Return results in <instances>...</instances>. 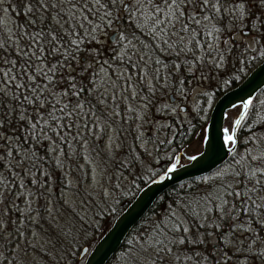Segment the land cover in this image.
Instances as JSON below:
<instances>
[{"label":"trees","instance_id":"16d2710c","mask_svg":"<svg viewBox=\"0 0 264 264\" xmlns=\"http://www.w3.org/2000/svg\"><path fill=\"white\" fill-rule=\"evenodd\" d=\"M242 1L246 5V11L242 17L238 11L235 16L237 19L235 23L238 24L239 22L252 30L254 40L252 48L244 44L242 46L237 45L235 41L229 43V46L222 44V49L220 50L216 48L218 39L221 38L220 36L223 37L224 34L229 33L230 20L226 15H219L220 17L213 19V14L217 9H213L211 2L206 12L199 13L201 18L204 15L210 18H208V24L203 25V20H201L199 25L190 23V29H196L194 33H186L181 30L180 24L176 25L178 35L189 37L180 46L182 48L185 45L187 46L185 51L180 54H177L178 50L176 49L169 50L167 46L161 47L159 41L149 35L143 19L136 20L128 14H123L118 23L122 24L123 27H120L118 34L115 35V41L117 40L116 44L119 49L117 48L113 52L120 50V47L129 52V48L125 47L126 42H120V33L123 32L128 40L133 41L134 49L142 50V46L145 45L154 49L152 60H159L160 63L153 64L151 61L153 71L159 65L161 67L160 70L163 67L165 71L169 68H174L175 61L180 65L179 69L177 67L175 69L185 71V65L190 64L192 62L190 60L196 58L194 53L200 54L203 59L205 55L217 56L218 51L228 56V60L224 61L223 67L219 69L220 76L216 79V83L209 87L210 91L208 94H199L198 110L203 115L198 118L199 112H189L186 121L180 123V125L176 124L177 127L172 132L169 144L177 149L191 140L200 121L203 122L204 120L206 122L209 108L214 99L221 92L235 85L251 67L264 58V8L259 7L258 0ZM27 2L28 0H3V3H0V43L4 45L3 49L0 50V93H2L0 94V113H10V110L14 109V112L10 113V118L7 116L4 118L3 127L0 128V133H2L0 135V163H21L31 170L32 178H37V181L42 180L41 177L43 176L44 182L42 185L37 187L32 183V185L36 186L35 191L41 198L44 196H41L43 193H46L45 195L48 194L45 189L50 183V177L55 184L58 183L64 188L82 195L84 190L81 185L84 180L81 178L82 174L78 161L81 156L83 136L80 133L83 132V129H87V122L84 121L85 110L83 111V108H78L77 106L81 102L84 103L87 99L86 105L92 109L96 108L97 102L94 96L98 95V93L95 95V92L99 82H107V86H110L109 83L112 81L99 80L97 83L95 76H93V74L97 75L98 70H100L97 64H105L104 61L98 60L97 64L92 65L88 76L81 77L79 68L73 72L77 80L81 81L85 86V91L81 93L79 98L71 96V90H69V95L63 98L50 91L47 94L50 100H59L61 105L68 103L69 109L73 112L67 119L61 121L65 125H71L70 129H61L59 134H57V131H53L56 128V124L49 119L47 111L41 108L39 101L36 102L35 106L27 101L22 103L25 93L30 96L33 95L30 91H27L28 74L21 72L24 60L22 56L17 55L16 47L17 44L24 46L27 43L26 40L19 39L17 35L18 32L24 30L20 27L21 25L25 26L29 31L34 30L30 25V19L34 17L24 14V5ZM132 2L135 3V0H132ZM214 2L220 3L221 0H215ZM4 9H7V11H4ZM220 9L222 10V5ZM235 23L230 24L231 28L235 26ZM208 29L213 32V35H208ZM215 29H219V31L217 32ZM209 41L212 43L210 47H207L206 44ZM85 46L90 49H97L102 56L108 50V48L99 45L95 41H91ZM173 50L175 53H172ZM6 53H11V55H6ZM142 53L144 55L143 50ZM109 56H113L112 60L108 59L111 63H116L120 66V69L124 68V74L129 75L135 72V77L137 76V72L130 66V62L137 63L139 61L126 58L123 53L122 55L110 53ZM12 61H16V63L13 65ZM215 67L216 64H213L211 69ZM9 68L13 69L10 77H15L11 84L7 82L8 77L4 76V73ZM213 69L212 73L214 72ZM31 71L32 69L30 68L29 72ZM59 72H63L66 79L68 69H60ZM176 72L172 71V74ZM89 77H92L94 82H89ZM56 79H61L59 73ZM138 79L136 77V80ZM115 80H121V78L116 76ZM226 81L230 82L226 83ZM20 83H24L25 88L17 90L15 85ZM39 83L43 87L45 81L39 80ZM180 83L179 77L174 78L170 84L171 92L177 91ZM64 86L67 85L65 84L62 87ZM56 91H60V88H57ZM17 94L19 99H17ZM106 102L109 105L110 102ZM22 113L24 114L23 119L20 118ZM57 115L65 116L66 113L57 112ZM244 117L238 129L237 137L252 139L253 135H256L257 139L264 142V85L254 95L253 104L250 105ZM130 118L128 116L125 120L132 122ZM110 120L118 131L131 129V125L127 121V124H123L119 119L110 118ZM45 121L48 123L45 124ZM32 123L37 124L35 129L31 127ZM249 144V141H238L234 152L212 171L184 179L165 189L153 201L143 216L131 227L119 247L105 264H133L134 258L139 256L134 249L140 248V237L151 233L158 220L164 219L167 221L170 212H174L178 218L186 221L187 225L191 226V231L194 234L199 235L206 231L213 233L199 247L189 244L185 247L174 248L171 257L172 264H224L221 258L225 253L231 257L228 264H244L243 258L237 253V247L232 245L233 237L237 240H243L245 245H251L250 253L255 252L257 246H259L260 250H264V242L261 239L264 237V214L257 210L250 214H245L241 211L224 215L219 210L221 201L216 199L218 189L228 186L236 190L243 189V181L247 179L251 171H256L257 175L247 184L249 189L253 188L257 180L264 183V175L259 174L261 170H264V163H261L259 158H252L251 152L247 150ZM259 146L257 145V147ZM242 149H244V154L240 151ZM56 151L60 152V158H57ZM66 163H68L70 169L78 170V174L74 175V181L77 182V185L72 182H62L61 178L63 175L60 170ZM166 165L157 163L153 171L147 174L144 173L145 175L142 172H138L134 176L132 183L127 187V197L119 200L118 203H113L112 206L106 209L99 208L96 200L93 203L87 201V214L80 212V208L75 202L73 205L63 202L61 195L57 191L50 192L52 207L46 213L38 210L37 219L33 222L34 230L32 234L28 233L29 230L24 231L23 229L24 232L20 234V225L17 226L16 231L11 230L10 234L1 235L0 233V254H2L0 255V264H80L82 258H78L75 251L81 243H88L87 241L89 240H86L88 237H91L90 241L94 242L139 187L156 174H159ZM23 169L20 168L15 174L19 177L21 176V180L31 177L26 175ZM238 172L242 174L237 175ZM40 173L42 175L39 178ZM11 177L12 175H10ZM252 194L261 196L264 195V191ZM225 199L229 201L228 207L235 203L239 208L242 204L239 198L233 196H226ZM224 211L227 212V208ZM196 213H200L201 217H206L209 224L219 223L221 225L219 231L209 228L207 225L204 228H200L199 224L204 223V220L197 217ZM91 218H96V222H93ZM228 233H231V235H226ZM221 236H223V241H221ZM129 253H131V257ZM177 256H179V259H176ZM139 259L144 261V264H149L147 260H144L143 256H139ZM248 264H264V260L250 259Z\"/></svg>","mask_w":264,"mask_h":264},{"label":"rangeland","instance_id":"374dc122","mask_svg":"<svg viewBox=\"0 0 264 264\" xmlns=\"http://www.w3.org/2000/svg\"><path fill=\"white\" fill-rule=\"evenodd\" d=\"M214 1L210 0L213 9H217L214 13L215 17L226 15L230 20V24L235 23L237 20L235 16L238 13V11H234L235 4L241 1L223 0V2L221 0L220 3ZM228 4L229 6H227ZM221 5L222 10L220 9ZM198 18L203 20V25L209 23L208 19L204 20L199 16ZM230 24L228 26L229 33L224 34L223 37L220 36L216 48L222 49L221 46L225 44L224 41L228 42L225 46H229V43L235 41L237 45L242 46L244 44L252 48L254 45L252 30L239 22L238 24L235 23V26H232L233 28ZM120 27H123V25L114 23L110 28H103L101 34L98 35L100 40L98 44L103 45L108 50L105 51L106 54L103 56L99 53L94 58L88 57L87 61L92 65L97 64L98 60L106 62L104 65L97 64L100 70L97 69L98 74L94 76L97 83L99 80L112 82L109 83L110 86H107V82H99L95 92V95L97 93L98 95L94 96L97 102L96 108L92 109L87 106L85 103L88 101L87 99L83 103V111L85 110L86 113L84 121L87 122V129H83V132L80 133L83 136L81 156L78 161L82 174L81 178L84 180L81 185L84 190L82 195L74 193L58 183L55 184L50 177V183L45 189L48 194L43 193L41 196H44L41 198L35 190L36 186L38 187L44 182L43 176L41 177L43 172L39 175V178L41 177L43 181H37V178H32L31 170L21 163H0V222L4 226L0 228L1 235L10 234L11 230L16 231L18 225L21 227L20 234L27 230H29V234H32L34 230L33 222L37 219L38 210L46 213L52 207L49 193L54 190L61 195L63 202L71 205L75 202L83 214H87V201L93 203L96 200L99 208L106 209L112 206L113 203H118L119 200L127 197V187L132 183L138 172L147 174L153 171L157 163L166 165L175 161L176 156L180 157V163L185 162L188 160V156L201 149L204 120L203 122L200 121L191 140L179 149L170 145L169 140L174 128L177 127L176 124L180 125V123L186 121L189 112H199L198 118L203 115L198 110L199 94H208L209 87L216 83V79L220 76L219 69L223 67L224 61L228 60V56L225 54L223 62L216 59L214 63V58L218 55H212L214 58L211 55H205L203 59L200 54L194 53L196 58L190 60L192 61L190 64L185 65L184 72L175 69L177 64V61H175L174 68L165 71L163 67L164 69L160 70L159 79L153 77L154 71L150 60L148 62L149 74L141 81L139 75H143V72L137 74L138 80H136L135 72H132V79L127 80L126 86L128 74H124V68L120 69L119 65L111 63L110 60L113 56L111 57L109 54L122 55L123 53L124 57L140 62L143 53L142 50L134 49V47L132 51L129 48V52L122 47L117 52H113L115 49H119V46L116 44L117 40L115 42L109 40L108 35L112 31H115V35H117ZM208 30L210 31V29ZM242 30H246V33H242ZM211 43L209 41L206 46L210 47ZM172 53H175V51L173 50ZM101 56L102 58H100ZM213 64H216V67L212 68L214 71L212 73L211 67ZM158 68H161L160 65ZM140 69H144L143 62H140ZM172 71L177 72L172 74ZM169 73H171L170 76ZM116 76L120 77L121 80H115ZM165 76H169L167 83L164 80ZM176 77H179L180 81L183 78V83H180L177 91L171 92L170 84ZM150 84L154 85V94L149 91ZM170 93L171 96H178V100L170 102ZM114 97L115 99H113ZM106 101L110 102L109 105ZM180 107H183V109ZM238 110L239 105L226 111L223 124L227 128L230 127L231 120ZM128 116L131 117L132 122L128 121L129 118L125 120ZM110 118L119 119L123 124L129 122L131 129L118 131ZM253 138L237 137V142L249 141L250 144L247 150L251 152L252 158H259V161L264 163V142L257 139L256 135H253ZM257 145L260 146L257 147ZM243 150H240L242 154H244ZM55 154L57 158H60L59 151H56ZM20 168H24L26 175L31 177L21 180V176L15 174ZM60 171L63 175L61 178L63 183L72 182L77 185V182L74 181V175L78 174L77 169H70L68 163H66ZM10 175H12L11 178ZM158 175L156 174L154 177ZM91 220L96 222V218H91ZM90 239L91 237H88L86 239L89 240L88 243H81L79 248L84 244L90 247L93 244ZM79 248L76 249V254Z\"/></svg>","mask_w":264,"mask_h":264},{"label":"snow or ice","instance_id":"6c2138e0","mask_svg":"<svg viewBox=\"0 0 264 264\" xmlns=\"http://www.w3.org/2000/svg\"><path fill=\"white\" fill-rule=\"evenodd\" d=\"M0 3H3V0H0ZM209 3L210 0H135V3L132 0H28L24 5V14L29 17H34L30 19V25L34 30L29 31L25 26L21 25L20 27L24 30L18 32L17 35L19 39L26 40L27 43L24 46L17 44L16 47L17 55L22 56L24 60V64L21 66V72L28 74L27 91H30L33 95L30 96L25 93L21 102L27 101L35 106L36 102L39 101L41 108L47 111L49 119L52 123L56 124V128L53 131H57V134H59V130L61 129H70L71 125L61 123V121L73 114L69 109V104L65 103L61 105L59 100H50L47 94L51 91L55 95L63 98L68 96L69 90H71V96L79 98L81 93L85 91V86L81 81L77 80L73 72L79 68V75L81 77L88 76L91 72L92 63L87 62L88 57L94 58L98 56L99 51L97 49H90L85 45L91 41L99 43L98 34L103 28H110L114 23H119L123 14H128L136 20L143 19L149 35L159 41L161 47L167 46L169 50L176 49L178 50L177 54H180L187 47L186 45L184 48L180 46L189 37L178 35L176 25L180 24L181 30L186 33H194L196 29H190V23L196 25L201 23V19L198 18L199 13L206 12ZM258 5L260 8H264V0H258ZM4 11H7V9H4ZM234 11H239L242 17L246 11L245 3L242 0L236 3ZM208 18V16L203 17L204 20ZM215 18L214 14L213 19ZM215 31L218 32L219 29H215ZM208 35H213V32L209 31ZM111 39L115 42V36ZM120 42H126V48L133 47V41L128 40L123 32L120 33ZM224 43L227 44L228 42L224 41ZM3 47V43H0V50ZM142 50L144 55L140 57V62L144 63V69H140V62H130V66L138 75L141 71L143 72V75H139L140 79H143L149 74L148 62L150 60L153 64L160 63L159 60H152V52L154 51L152 47L145 45L142 46ZM6 55H11V53H6ZM216 59L223 62V52L218 51V56L214 58V62ZM53 61L55 62L53 63ZM11 63L14 65L16 61H12ZM176 67L179 69L180 65L176 64ZM30 68L32 69L31 72H29ZM60 69H68L66 79L64 73L59 72ZM12 71L13 69L9 68L4 73V76L8 77L7 82L9 84L15 79V77H10ZM159 72V68L154 70V79L160 78ZM58 73L61 76L59 80L56 79ZM170 75L171 73H169ZM169 76L164 77L165 83L168 82ZM130 79H132L131 74L126 78V86L127 80ZM39 80L45 81L43 87H41ZM89 82H94L92 77H89ZM180 82L183 83V78H181ZM229 82L226 81V83ZM65 84L67 86L62 87ZM15 88L17 90L23 89L25 88V84H16ZM57 88H60V91H56ZM153 88L154 85L150 84L149 91L152 94H154ZM17 99H19L18 94ZM252 104V97L244 100L242 102L244 112ZM77 107L83 108V102ZM232 107L235 108L237 105L233 104ZM12 112H14V109L10 110V113ZM57 112H63L66 115L58 116ZM244 112L234 120L231 130L229 128L222 129L225 145L235 147L238 129L241 121L245 118ZM10 113H0V128L3 127L4 118L6 116L10 118ZM20 118H24L23 113ZM47 123L45 121V124ZM31 127L35 129L37 124L32 123ZM208 139L209 137L205 135L203 142L206 143ZM197 158L195 155L188 157L192 161ZM179 166L180 157L176 156L175 162L167 168L164 175L160 176V181L168 178L169 174L175 172ZM241 174L239 172L237 173V175ZM259 174L264 175V170H261ZM256 175V171H251L247 179L243 181L244 187L241 190L233 189L230 186L217 190L216 199L221 201L219 210L224 215L232 212L239 213L241 211L245 214H250L257 210H260L264 214V195L255 196L252 194L254 192L264 191V183L257 180L253 188L249 189L247 187V184ZM226 196L239 198L242 201L241 206L238 208L235 203H232L231 207H228L229 201L225 199ZM225 208H227V212L224 211ZM196 216L204 220V223L199 224L200 228H204L207 225L209 228L219 231L221 227L219 223L209 224L207 218L201 217L200 213H196ZM3 227L2 222H0V228ZM212 235L213 233L211 231H206L199 235L192 233L191 226L187 225L186 221L178 218L174 212H170L167 221L164 219L158 220L151 233L140 237V248L134 249V251L139 256H143L144 260H147L149 264H172L171 257L174 248L185 247L189 244L199 247L204 244V240L207 237ZM226 235H231V233ZM261 239L264 242V237ZM221 241H223V236H221ZM232 245L237 247V253L243 258L244 264H248L250 259L264 260V250H260L259 246H257L255 252L250 253L249 249L251 245H245L243 240H237L235 237L232 239ZM129 256L131 257V253H129ZM139 256L134 258L133 264H144V261L140 260ZM176 259H179V256ZM221 259L224 264H228L231 257L225 253Z\"/></svg>","mask_w":264,"mask_h":264},{"label":"water","instance_id":"95a60500","mask_svg":"<svg viewBox=\"0 0 264 264\" xmlns=\"http://www.w3.org/2000/svg\"><path fill=\"white\" fill-rule=\"evenodd\" d=\"M242 33H246V30H242ZM113 36H115V31L108 35V39L112 40ZM263 85L264 58L251 67L235 85L221 92L212 102L203 127V137L207 135L209 139L205 143L202 137L201 149L190 155H195L198 158L194 161L188 159L180 163L175 172L170 173L168 178L160 181V176L164 175L167 168L175 161L170 162L158 176L151 178L139 187L93 244L90 247L84 244L79 248L77 257L82 258L80 264H105L119 247L131 227L143 216L153 201L165 189L184 179L208 173L222 164L236 147V145L232 147L224 143L222 129L227 128L223 124L226 111L233 104L239 105L238 112L231 120L229 127L231 130L234 120L244 112L242 102L249 97L253 98ZM172 99L173 97L170 93L169 101ZM180 108L183 109V107ZM246 112H244V115ZM154 181L158 182L154 183Z\"/></svg>","mask_w":264,"mask_h":264},{"label":"flooded vegetation","instance_id":"af4514ba","mask_svg":"<svg viewBox=\"0 0 264 264\" xmlns=\"http://www.w3.org/2000/svg\"><path fill=\"white\" fill-rule=\"evenodd\" d=\"M173 97V99L170 101V102H172V101H177L178 100V96H176V95H174V96H172ZM237 144V143H236ZM236 148V147H235ZM234 151V150H233Z\"/></svg>","mask_w":264,"mask_h":264}]
</instances>
